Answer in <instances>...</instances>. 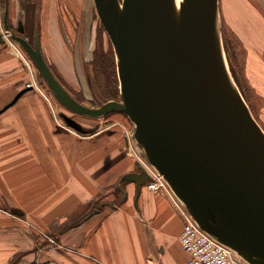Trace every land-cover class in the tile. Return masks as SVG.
<instances>
[{
    "label": "water",
    "instance_id": "95a60500",
    "mask_svg": "<svg viewBox=\"0 0 264 264\" xmlns=\"http://www.w3.org/2000/svg\"><path fill=\"white\" fill-rule=\"evenodd\" d=\"M94 1L115 51L120 100L96 107L76 100L47 62L39 30L33 42L12 30L8 4L3 25L0 15V42L6 34L17 40L71 111L125 113L149 164L201 228L249 264H264V129L229 71L219 0H182L180 7L176 0ZM17 28L25 32L23 22ZM149 177L142 169L122 180L134 181L140 193Z\"/></svg>",
    "mask_w": 264,
    "mask_h": 264
},
{
    "label": "crops",
    "instance_id": "0c3cea01",
    "mask_svg": "<svg viewBox=\"0 0 264 264\" xmlns=\"http://www.w3.org/2000/svg\"><path fill=\"white\" fill-rule=\"evenodd\" d=\"M17 1L9 2L12 23L19 17ZM221 2L222 13L243 41L264 53V8L258 5L264 0ZM44 7L45 0H26V32ZM54 10L45 20L49 43L41 28L42 49L58 67L73 71V79L83 69L86 53L64 44ZM20 66L9 52L0 51V207L27 219L34 227L29 228L32 238L40 241L19 264H34L35 255L43 264H185L188 255L180 243L184 219L170 191H153L145 184L138 193L134 181L122 180L142 170L125 151V141L81 138L59 128L36 91L28 89L11 103L27 78ZM117 190L122 199L116 203L111 198ZM36 228L56 244L39 237Z\"/></svg>",
    "mask_w": 264,
    "mask_h": 264
},
{
    "label": "rangeland",
    "instance_id": "374dc122",
    "mask_svg": "<svg viewBox=\"0 0 264 264\" xmlns=\"http://www.w3.org/2000/svg\"><path fill=\"white\" fill-rule=\"evenodd\" d=\"M9 2L10 0H0L2 25L3 13L7 4L8 10L10 9ZM221 3V0H219L218 24L229 71L239 91L248 103L253 115L264 129V88H260L262 86L264 87V53H259L261 51L254 50L251 44L243 41L239 33L233 29L227 21L226 16L222 13L223 9ZM16 5L19 6V17L14 23H12L8 16V22L17 35L26 37L29 41L33 42L36 30H39L40 28L39 33L41 34V28H43L45 43H49L50 40L47 38L48 34L45 28V20L49 18L50 11L54 8V17L58 18V26L60 34H63L64 36V44L69 45L73 51L79 48L85 51L86 57L83 61V69L80 70L81 72H79V75H75L73 76V79H70V74H73V71H67L65 66L63 68L58 67L50 57H46L44 48L42 49L52 70L56 72L61 79H59L61 83L64 84L65 88L76 100L88 106L96 107L109 100L121 99L119 84V93L114 97L113 93L109 92L108 88L104 85L105 75L97 77V73L93 67L95 51L101 44L106 51L108 49L113 51L117 71L116 55L113 44L101 23L94 0H45V7L42 12L44 14L41 17L40 14H37L35 24H33L29 32L25 31L24 33H20L17 27L19 22L24 21L22 10L25 9L26 0H18ZM258 5L261 9L264 8V5ZM88 18H90V20L92 19L91 26H89L90 20H88ZM81 30L85 31L84 35L79 32ZM88 31H90L89 33L91 34H89ZM223 32L224 34L226 33V37L235 47L236 60L234 61V64H238V66H235L234 72L236 79L231 70V59L229 58V54L225 47ZM46 38L48 40H46ZM80 38L82 41L80 46H78ZM15 46L20 48L25 55L26 60H24L20 53L16 51ZM4 50L20 61V67H23L27 75L23 87L20 88L18 93L24 89H31L39 93L51 108L52 117L59 128L72 131L81 138L95 137L101 138V141H103V138L114 137L117 141L118 139L122 142L125 141V151L131 153L132 158L135 159L140 166L144 167L140 164L137 155L133 152V149L139 151V145L134 138V124L125 113L113 111L101 117H91L71 111L55 97L46 81L39 75V70L29 54L23 46L9 34H6L5 43L0 42V51ZM253 51H256L258 54ZM256 75L260 79L255 78ZM18 93L12 96L11 103L14 101ZM63 114L76 119L82 127L89 132L80 133L68 126L62 117ZM111 199L112 201L116 200L117 203L122 199V192H118L117 190L116 196H113ZM15 213L12 210L8 212L6 211L5 213L4 208L0 207V264H19V262L28 255V252L34 250H31L30 248L32 246H39L40 243L38 239L34 237L32 238V234L29 231V228L32 227V225L30 226L27 223V219L14 217ZM34 231L38 233L39 237L48 239L50 243L56 244L55 239L51 238L48 233H45L42 228H36ZM29 238H31V240ZM240 259L242 264H249L243 258ZM34 261V264H43L40 255H35Z\"/></svg>",
    "mask_w": 264,
    "mask_h": 264
},
{
    "label": "built area",
    "instance_id": "2783aa9c",
    "mask_svg": "<svg viewBox=\"0 0 264 264\" xmlns=\"http://www.w3.org/2000/svg\"><path fill=\"white\" fill-rule=\"evenodd\" d=\"M15 49L26 60L20 48L15 46ZM133 152L137 155L139 162L148 167L150 171L151 179L148 187L153 191H158L162 188L168 190L163 177L147 164L140 150L133 149ZM171 196L184 219L180 243L188 255L186 264H242L237 253L232 248L202 229L181 200L172 194Z\"/></svg>",
    "mask_w": 264,
    "mask_h": 264
},
{
    "label": "trees",
    "instance_id": "16d2710c",
    "mask_svg": "<svg viewBox=\"0 0 264 264\" xmlns=\"http://www.w3.org/2000/svg\"><path fill=\"white\" fill-rule=\"evenodd\" d=\"M223 36H224V43H225L226 50L229 54V58L231 59L230 61L231 70L234 75L235 66H238V64L237 65L234 64V61L236 60L235 47L233 43L226 37V33L224 34L223 32ZM93 67L97 73V77L105 75L104 85L108 88L109 92L113 93L114 97L115 95L117 96L119 93V88H118L119 82H118V77H117V71H116L113 51L111 49L110 50L108 49L106 51L105 49H103L102 45L100 44V46L95 51ZM53 72L58 77V79H60L54 70ZM235 79H236V76H235Z\"/></svg>",
    "mask_w": 264,
    "mask_h": 264
},
{
    "label": "bare ground",
    "instance_id": "6f19581e",
    "mask_svg": "<svg viewBox=\"0 0 264 264\" xmlns=\"http://www.w3.org/2000/svg\"><path fill=\"white\" fill-rule=\"evenodd\" d=\"M182 0H176L177 6L180 7V3Z\"/></svg>",
    "mask_w": 264,
    "mask_h": 264
}]
</instances>
